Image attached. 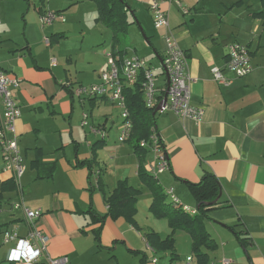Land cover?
<instances>
[{
	"label": "crops",
	"instance_id": "crops-1",
	"mask_svg": "<svg viewBox=\"0 0 264 264\" xmlns=\"http://www.w3.org/2000/svg\"><path fill=\"white\" fill-rule=\"evenodd\" d=\"M180 1L187 12L174 1L160 0L168 14L169 28L156 29L148 8L151 0H128L141 32L146 35V21L158 32V48L146 39L160 64L165 35L171 33L176 37L189 59L192 104L205 111L200 122L170 111L158 113L157 132L170 167L157 173L158 161L149 148L145 167L165 192L173 188L180 202L191 209L197 208V201L188 184L198 183L206 173L214 174L221 184V193L206 220V228L218 245L209 251V264H223L225 259L231 260L230 264H264V14H258L264 13V6L256 8L253 0H244L242 5H234L239 0ZM2 21L0 29L5 30L9 24L7 13ZM58 21L61 23L56 21L45 31L52 34L45 36L50 43L44 40L52 56L56 53L58 58L51 57L46 64H40L38 57L31 54L29 61L22 58L12 46L7 51L0 49V55L8 54L3 58H10L6 63L10 69L0 67L21 81L15 92L22 111L16 128L27 165L21 188L16 185L14 190H5L4 183L14 179L4 166L0 167V235L1 244L6 246L0 247V259L18 264L10 259V254L17 256L18 242L4 243V231L12 229L20 237L28 235L30 224L24 207L42 211L36 225L49 237L47 254L66 256L70 264H84L91 257L101 256L102 251L112 250V245L115 251L123 245L130 253L139 255L137 264H178L193 256L192 238L183 230L174 234L173 256L171 250L157 252L149 244L147 233L155 231L165 239L172 229L166 219L150 213L152 192L139 178V156L129 140L119 141L122 110L109 97L79 95L73 90L100 81L108 55L113 53V38L106 46L105 41L97 37L93 40L82 31L81 39L75 40L70 26L64 25L66 21ZM150 38L156 37L152 34ZM34 42L27 40L24 47L30 53ZM233 42L248 47L253 71L241 78L228 73L233 81L224 87L214 80L212 68L225 65L228 46ZM0 45L2 48L1 41ZM130 48L125 57L135 55ZM54 58L56 64L52 63ZM162 82L160 78L159 85ZM117 110L119 118L115 116ZM84 114H88L86 119ZM60 117L67 122L62 133L70 136L65 143L57 126L43 124L57 123ZM71 145L72 156H68L66 149ZM37 159L46 168L34 167L32 163ZM52 165L53 175L42 177ZM124 179L142 191L137 204L138 228L123 217H108L104 223L95 221V216L108 213L106 197ZM141 198L146 200L143 205ZM16 203H22V207L16 209ZM99 229L100 242L95 239ZM142 229H146V235L141 233ZM186 235L191 254L184 257L177 245ZM140 237L150 254L137 245ZM39 264L47 263L43 260ZM194 264H198L196 258Z\"/></svg>",
	"mask_w": 264,
	"mask_h": 264
},
{
	"label": "built area",
	"instance_id": "built-area-1",
	"mask_svg": "<svg viewBox=\"0 0 264 264\" xmlns=\"http://www.w3.org/2000/svg\"><path fill=\"white\" fill-rule=\"evenodd\" d=\"M181 6L184 12L188 10L182 6L180 0H171ZM149 11L152 14L156 29L169 28L167 12L161 7L160 0H151ZM66 21V18L58 11L45 10L40 15L42 26H50L56 21ZM0 10V26L2 25ZM45 42L50 43L49 38L45 37ZM165 51L162 58L160 71L152 67L145 59L137 55L125 57L121 63L112 54L108 55L107 68L101 71L98 83L85 86L74 87V92L85 96H106L117 104L122 110L123 123L120 127V142L130 139L133 123L130 119L123 94L126 86L135 84L142 77V90L145 95V103L151 109H157L167 93V100L162 105V112H173L181 118H189L197 122L202 121L205 111L192 104L191 85L193 78L189 71V59L176 37L167 33L164 37ZM56 64V59L52 60ZM253 71L251 56L246 45L233 42L228 46L227 60L223 67L215 66L212 68L214 80L224 87L232 84L233 78L245 77ZM160 72V73H158ZM232 74L230 78L227 74ZM163 76V77H162ZM160 78L163 79L159 85ZM21 81L17 76H11L6 70L0 67V157L5 161L4 169L10 172L18 188H21V179L24 176L27 165L19 147V136L16 129L18 119L22 111L15 97L16 90L20 87ZM88 114H84V119ZM95 132L96 130L93 129ZM103 134L102 131H98ZM104 136V134H103ZM140 146L149 148L156 156L158 164L156 172L162 173L169 169V160L165 151L161 136L152 132L148 140H142ZM166 195L176 204H182L174 194V189L166 191ZM22 207V203H16L15 208ZM190 213H195L196 209H191L184 205ZM27 222L30 230L26 237H20L19 233L12 229L4 232V243L12 241L18 242L17 256L10 259L16 260L18 264H39L43 260L47 264H70L66 256L52 257L47 254V244L49 237L40 229L36 222L42 216L41 210H31L24 207ZM156 261V260H155ZM231 260H223V264H230ZM178 264H194V257L188 256Z\"/></svg>",
	"mask_w": 264,
	"mask_h": 264
},
{
	"label": "trees",
	"instance_id": "trees-1",
	"mask_svg": "<svg viewBox=\"0 0 264 264\" xmlns=\"http://www.w3.org/2000/svg\"><path fill=\"white\" fill-rule=\"evenodd\" d=\"M98 7V20L107 27L113 29L114 36L112 40L113 53L121 63L127 55L128 47L123 46L124 39L128 35L130 27L138 22L135 11L132 9L128 0H95ZM244 0H239L234 5H242ZM264 6V0H261ZM264 14L263 12L258 13ZM140 24V22H139ZM148 40H150L147 37ZM142 77L131 85L124 88L123 94L126 99L127 109L130 119L133 123L131 143L135 153L140 160L139 178L151 190L152 202L149 207L150 213L158 219H166L172 233L165 239H162L155 231L149 232L146 238L149 244L157 252H166L171 250V255H175L174 234L178 230L189 233L192 238V255L197 259L198 264H209V251L217 248L215 239L206 228V220L209 219V211L221 193V184L214 174L206 173L198 183H189L190 191L197 201L195 213H190L184 208L183 204L176 205L164 191L163 186L156 178L150 174L145 167V160L149 149L140 146L142 140H148L152 132L158 133L157 114L154 115L155 109L149 108L145 103V95L142 90ZM34 167L43 165L42 160H34ZM54 165V164H53ZM42 177H51L54 173V166ZM5 190L16 189V183L8 180L4 183ZM142 191L140 188L131 185L128 179L120 180L110 195L106 197L109 207L108 213L104 216H95V221L104 223L111 217L117 219L123 217L129 224L138 228L136 215L138 212V201ZM231 229L234 230L233 227ZM101 230L95 231V239L100 242ZM238 234V233H237ZM242 241V240H241Z\"/></svg>",
	"mask_w": 264,
	"mask_h": 264
},
{
	"label": "rangeland",
	"instance_id": "rangeland-1",
	"mask_svg": "<svg viewBox=\"0 0 264 264\" xmlns=\"http://www.w3.org/2000/svg\"><path fill=\"white\" fill-rule=\"evenodd\" d=\"M253 1L255 2L256 8H262L261 0ZM41 9H48L51 11L59 10L62 16L66 18V22L64 25L70 26V29L73 32L72 38H74L75 40L81 39L80 35L83 31L85 33L87 32L89 38H92L93 40H95L97 37L100 41H105L106 46H109L111 44V40L114 36V31L113 29L107 27L100 20H98L99 13L95 0H0L1 16L5 17L7 13L9 17V24L6 29H0V41L2 43V48L0 45V49H2L3 51H7L9 49V46H12L18 53L17 55L21 54L22 58H28L29 61L31 54L34 58L38 57V61L40 64L48 63L51 57L58 58V55L56 53H54V55L52 56V53L50 52L51 48L45 46L44 37L46 35H49V33L47 32L46 34L45 31L51 29V26L53 25L42 26V24L40 23V15L41 12L44 11H42ZM57 22L56 24L61 23L59 21ZM144 27L146 35L141 32L137 24L130 27L128 35L124 39L123 46H127L128 48L131 47L130 51L132 52V54L145 59L149 64L152 63V65L156 67V70L160 71L161 64L154 52L153 47L150 46L146 39V37H148L153 42V45L158 48L159 45L155 44L156 39H158V32L149 21H146ZM152 34L155 35V39L150 38ZM49 36H52V34H50ZM68 37H70V34H68ZM27 40L35 41L31 53L24 48L26 46ZM53 47H55V45ZM5 55L8 54L0 55V65L4 69H10L6 64L10 61V58H3V56ZM109 109L112 110L110 107ZM116 112L117 114H115V116L118 117V110ZM57 120V123L43 121V124L44 126H48L51 128L57 126L56 129H58V131L62 133V129L64 128L63 126L67 127V122L61 117ZM118 121H120V119H118ZM158 121L159 119H157V122ZM61 135V141L63 143L67 142L70 139V136L68 137V134L62 133ZM49 139L50 136L48 135V140ZM50 146L52 147V149L55 148L52 144H50ZM72 150V145L71 147L66 149V153L68 156H72ZM4 164V159L0 157V167L4 166ZM141 200V205H143L146 200L145 198H141ZM151 218L152 220H154L153 216ZM141 233H144L146 235V229H142ZM188 239V235H186V237L184 238H180L177 245L182 256L184 257L191 254ZM137 245L144 252L150 254V252L146 249V243L144 239H142V237L139 238V242ZM4 246V244H1L0 235V247L2 248ZM100 246L99 248L103 249L101 248L103 246ZM112 247L113 249H110V251H102L103 253L101 256L91 257V259L88 261L85 260L84 264H137L139 259L141 258L139 255L136 256L135 254L130 253L126 249V246L120 245L116 251L114 250L115 245H112ZM0 261V264H9L8 261H2L1 259Z\"/></svg>",
	"mask_w": 264,
	"mask_h": 264
},
{
	"label": "water",
	"instance_id": "water-1",
	"mask_svg": "<svg viewBox=\"0 0 264 264\" xmlns=\"http://www.w3.org/2000/svg\"><path fill=\"white\" fill-rule=\"evenodd\" d=\"M166 100H167V93L165 94V97H164L163 101L161 102L160 106L155 110L154 115H156V113H157L159 110H161V107H162V105L166 102ZM219 198H220V196H219ZM219 198H218L215 202L210 203V204H214V203L218 202Z\"/></svg>",
	"mask_w": 264,
	"mask_h": 264
},
{
	"label": "bare ground",
	"instance_id": "bare-ground-1",
	"mask_svg": "<svg viewBox=\"0 0 264 264\" xmlns=\"http://www.w3.org/2000/svg\"><path fill=\"white\" fill-rule=\"evenodd\" d=\"M16 129H17V128H16ZM6 230H7V229H6ZM6 230H5V231H6ZM5 231H4V232H5Z\"/></svg>",
	"mask_w": 264,
	"mask_h": 264
}]
</instances>
